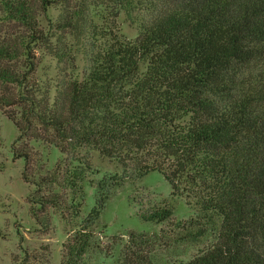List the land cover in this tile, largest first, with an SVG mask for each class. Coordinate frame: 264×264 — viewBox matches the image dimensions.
Masks as SVG:
<instances>
[{
    "label": "trees",
    "instance_id": "16d2710c",
    "mask_svg": "<svg viewBox=\"0 0 264 264\" xmlns=\"http://www.w3.org/2000/svg\"><path fill=\"white\" fill-rule=\"evenodd\" d=\"M62 2L0 0L21 27L0 37V109L19 131L13 152L25 160L33 218L48 231L52 209L65 226L62 264L111 257L98 239L102 213L116 189L151 173L195 208L181 228L215 238L181 264H264V0H113L117 13L140 18L138 36L113 34L86 75L51 96L37 81L47 41L39 15ZM63 12L62 26L90 40L92 13ZM32 142L62 157L46 167ZM93 151L122 171L96 179ZM87 183L95 204L86 213ZM139 216L172 223L174 210L155 205ZM157 245L131 232L115 264H154Z\"/></svg>",
    "mask_w": 264,
    "mask_h": 264
},
{
    "label": "rangeland",
    "instance_id": "374dc122",
    "mask_svg": "<svg viewBox=\"0 0 264 264\" xmlns=\"http://www.w3.org/2000/svg\"><path fill=\"white\" fill-rule=\"evenodd\" d=\"M64 1L39 15L47 41L37 48L40 61L37 81L51 96L71 78L84 77L92 65L91 55L109 45L114 35L129 41L139 34L140 18L134 19L126 12L117 13L113 0ZM81 6L86 13H92L93 25H97L95 30L86 26L91 35L88 41L84 35L77 37L75 32L62 26L63 11L78 10ZM20 28L6 20L0 7V37L19 34ZM110 30L113 37L109 35ZM18 136L17 127L0 109V264H62L63 245L67 238L65 226L52 209L53 226L48 231L33 218L28 200L31 190L23 178L25 160L14 158L13 147ZM31 145L40 153L38 155L42 156L46 167H53L62 157L59 151L40 143L32 142ZM90 158L101 172L96 179L122 171L117 161L104 158L99 152H91ZM85 190L87 206L84 212L87 213L95 204V190L88 183ZM155 205L171 207L174 221L155 224L142 220L139 216L141 209L149 211ZM196 216L195 208L184 198L174 196L171 185L160 173H151L135 184H125L113 192L100 219L99 230L105 232L99 234L98 239L110 245L106 255L111 256L104 264H115L121 258L131 232L144 233L156 240L154 264L189 261L215 241L212 233L195 238L181 228L188 223L192 225ZM26 253L28 259L25 262Z\"/></svg>",
    "mask_w": 264,
    "mask_h": 264
}]
</instances>
